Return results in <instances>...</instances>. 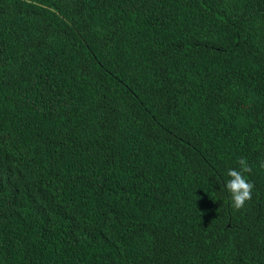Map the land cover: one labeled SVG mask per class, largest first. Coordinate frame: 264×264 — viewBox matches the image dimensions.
<instances>
[{
  "label": "trees",
  "instance_id": "1",
  "mask_svg": "<svg viewBox=\"0 0 264 264\" xmlns=\"http://www.w3.org/2000/svg\"><path fill=\"white\" fill-rule=\"evenodd\" d=\"M261 161L264 0H0V264H264Z\"/></svg>",
  "mask_w": 264,
  "mask_h": 264
},
{
  "label": "clouds",
  "instance_id": "2",
  "mask_svg": "<svg viewBox=\"0 0 264 264\" xmlns=\"http://www.w3.org/2000/svg\"><path fill=\"white\" fill-rule=\"evenodd\" d=\"M238 163V169L232 168L228 170L227 175L229 179L225 184V188L230 194L233 207L240 210L247 201L252 199L254 184L245 176V173L251 172L246 159L241 158ZM259 166L264 169V161H261Z\"/></svg>",
  "mask_w": 264,
  "mask_h": 264
}]
</instances>
